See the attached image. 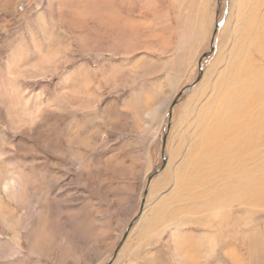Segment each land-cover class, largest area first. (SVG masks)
Returning <instances> with one entry per match:
<instances>
[{
	"label": "rangeland",
	"instance_id": "374dc122",
	"mask_svg": "<svg viewBox=\"0 0 264 264\" xmlns=\"http://www.w3.org/2000/svg\"><path fill=\"white\" fill-rule=\"evenodd\" d=\"M0 171V264H264V0H0Z\"/></svg>",
	"mask_w": 264,
	"mask_h": 264
},
{
	"label": "bare ground",
	"instance_id": "6f19581e",
	"mask_svg": "<svg viewBox=\"0 0 264 264\" xmlns=\"http://www.w3.org/2000/svg\"><path fill=\"white\" fill-rule=\"evenodd\" d=\"M127 11H129V10L127 9ZM115 27L119 28L118 26H115ZM241 71H242V77H241V81H239V82H240V84H244L250 78V76L252 74V71L248 70V69L241 70ZM240 100H241V95L240 94L235 95V96H234V94H231L230 98L228 100H226L224 102V104L222 105L221 109L223 110V113L225 115L228 114V113L231 114L236 108H240V106L243 108L246 105L245 98L241 102H240ZM245 114L250 115L249 113H245ZM254 117L255 116H253V118ZM257 123H258V121H256L254 124H257ZM243 131H244V129H243ZM252 152H253V144H252L251 139H249V138L245 139L243 141V143L240 145L239 149L236 151V153L241 156V159H242L243 163H245V162H247L249 160V158L251 157ZM246 176L247 177H253V179H249L248 178L249 181H254L255 183L258 182V177L254 173L253 170L249 174H246ZM3 188H4L5 191L6 190H10L11 194L13 192V194H12L13 196L15 195L16 191H18V186L16 184L15 179L14 178L10 179L9 177L3 175L1 173V171H0V189H3ZM0 219H1V222L3 223L4 227L7 228V230L12 233L11 238H12V241H13L14 245L18 244V242H19L18 241L19 237L17 235L18 220H17V218H15L13 216V214L10 211L9 207L5 203V198L3 197V195L1 193H0ZM41 239H43V237ZM208 240H209L210 248L214 249L213 247L215 246V244H214L213 238L212 239H208ZM43 242H45V241H43ZM44 244L45 243H43V245Z\"/></svg>",
	"mask_w": 264,
	"mask_h": 264
},
{
	"label": "water",
	"instance_id": "95a60500",
	"mask_svg": "<svg viewBox=\"0 0 264 264\" xmlns=\"http://www.w3.org/2000/svg\"><path fill=\"white\" fill-rule=\"evenodd\" d=\"M208 53H205L204 55L201 56V58L205 57ZM201 58H200V61H201ZM198 80V79H197ZM176 102V100L174 101V103ZM120 245H118L117 249L119 248ZM116 249V250H117ZM109 264V263H108Z\"/></svg>",
	"mask_w": 264,
	"mask_h": 264
}]
</instances>
